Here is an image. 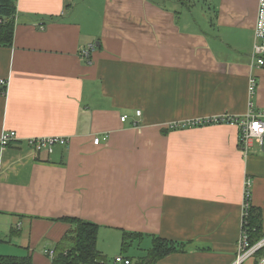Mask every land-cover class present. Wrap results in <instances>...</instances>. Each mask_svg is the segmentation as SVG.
<instances>
[{"label":"crops","instance_id":"obj_1","mask_svg":"<svg viewBox=\"0 0 264 264\" xmlns=\"http://www.w3.org/2000/svg\"><path fill=\"white\" fill-rule=\"evenodd\" d=\"M257 7L17 0L12 46L0 48V138L17 137L0 147V256L51 264L69 217L98 227L97 249L139 233L179 244L156 264H232L246 180L264 235V150L241 152L235 125L189 126L264 111ZM44 137L68 144L34 154L27 142Z\"/></svg>","mask_w":264,"mask_h":264},{"label":"trees","instance_id":"obj_2","mask_svg":"<svg viewBox=\"0 0 264 264\" xmlns=\"http://www.w3.org/2000/svg\"><path fill=\"white\" fill-rule=\"evenodd\" d=\"M16 1L0 0V48H10L12 46L17 12ZM176 129L173 128V130ZM245 221L248 242L250 245H254L264 238L260 209L250 205ZM60 222L70 225V229L65 233L62 240L55 245L51 264H107L105 255L96 247L98 233L96 225L69 217L61 218ZM142 237L139 233L123 232L122 251H126L132 242L139 241ZM180 251L179 244L153 236L151 248L145 256L135 261L131 258L126 259L129 260V264H156L168 255ZM263 253L264 248L256 253L255 258H262ZM0 264H32V260L29 256H0Z\"/></svg>","mask_w":264,"mask_h":264},{"label":"built area","instance_id":"obj_3","mask_svg":"<svg viewBox=\"0 0 264 264\" xmlns=\"http://www.w3.org/2000/svg\"><path fill=\"white\" fill-rule=\"evenodd\" d=\"M88 57V52L84 53ZM251 65L256 68L264 67V0H258L257 16L254 26V43L250 53ZM256 79L251 77L248 81V90L251 95L254 94L256 88ZM0 86L5 88L6 82L0 81ZM136 116L140 115V111H136ZM121 122L127 120V116L123 115L120 118ZM230 124L235 125L239 129V147L241 152L246 153L251 144L256 145L259 149L264 150V111H255L249 105V111L244 117L237 118L229 115H224L205 122L192 123L189 126H201L206 124ZM178 125L171 128H177ZM14 132L3 133L0 138V147L7 146L11 141L16 140ZM95 145L100 143L99 138L93 140ZM29 148L34 154L47 153L51 154L55 146L65 147L68 144V139L64 137H44L33 138L27 142ZM250 182L245 181L243 219L241 225V233L237 241L235 260L232 264H242L248 259H254L256 253L264 248V238L259 240L254 245L249 244L248 234L246 231L245 218L248 215L250 208ZM53 257V253L47 252ZM116 264H129V260L123 257L114 259ZM257 264H264V259L259 258Z\"/></svg>","mask_w":264,"mask_h":264},{"label":"rangeland","instance_id":"obj_4","mask_svg":"<svg viewBox=\"0 0 264 264\" xmlns=\"http://www.w3.org/2000/svg\"><path fill=\"white\" fill-rule=\"evenodd\" d=\"M77 4V1L75 2ZM81 8V7H80ZM77 9L78 10L80 9ZM102 236H106L105 233L101 231ZM116 237V240L114 241ZM152 237L150 236H143L142 240L132 242L126 251H122V236L119 233L118 235L110 236L109 241L106 242L105 240L98 242V249L105 255L107 264H116L114 263V259L116 256H120L123 258H131L133 261L138 260L139 258L145 256L147 251L151 248V241ZM107 240V239H106ZM1 253V252H0Z\"/></svg>","mask_w":264,"mask_h":264}]
</instances>
